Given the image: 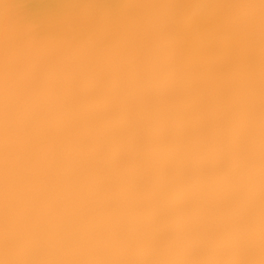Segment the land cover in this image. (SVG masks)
I'll use <instances>...</instances> for the list:
<instances>
[{
	"label": "snow or ice",
	"instance_id": "snow-or-ice-1",
	"mask_svg": "<svg viewBox=\"0 0 264 264\" xmlns=\"http://www.w3.org/2000/svg\"><path fill=\"white\" fill-rule=\"evenodd\" d=\"M0 264H264V0H3Z\"/></svg>",
	"mask_w": 264,
	"mask_h": 264
},
{
	"label": "clouds",
	"instance_id": "clouds-1",
	"mask_svg": "<svg viewBox=\"0 0 264 264\" xmlns=\"http://www.w3.org/2000/svg\"><path fill=\"white\" fill-rule=\"evenodd\" d=\"M252 2H255L256 4L260 3V0H252ZM3 0H0V6H2Z\"/></svg>",
	"mask_w": 264,
	"mask_h": 264
}]
</instances>
